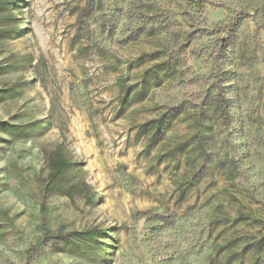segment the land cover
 I'll return each mask as SVG.
<instances>
[{"label":"rangeland","instance_id":"rangeland-1","mask_svg":"<svg viewBox=\"0 0 264 264\" xmlns=\"http://www.w3.org/2000/svg\"><path fill=\"white\" fill-rule=\"evenodd\" d=\"M0 264H264V0H0Z\"/></svg>","mask_w":264,"mask_h":264},{"label":"trees","instance_id":"trees-1","mask_svg":"<svg viewBox=\"0 0 264 264\" xmlns=\"http://www.w3.org/2000/svg\"><path fill=\"white\" fill-rule=\"evenodd\" d=\"M8 37H11V36H8ZM53 179L56 181L58 179V175H54ZM63 191H65V193H67L68 195H72L73 193H77L81 191V189H80V186H73L69 189H63Z\"/></svg>","mask_w":264,"mask_h":264}]
</instances>
